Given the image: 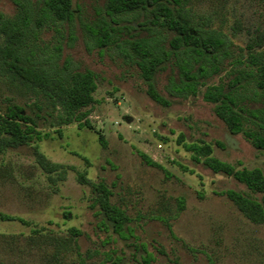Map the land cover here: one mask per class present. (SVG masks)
I'll return each instance as SVG.
<instances>
[{"label": "rangeland", "instance_id": "rangeland-1", "mask_svg": "<svg viewBox=\"0 0 264 264\" xmlns=\"http://www.w3.org/2000/svg\"><path fill=\"white\" fill-rule=\"evenodd\" d=\"M14 1L36 4L0 0L3 18L18 11ZM74 2L80 11L71 23L43 20L32 41L38 54L55 55L58 67L68 61L70 69L95 73L89 126L72 122L59 134L43 125L49 137L0 154V213L26 222L0 218V264H55L54 239L70 238L72 228L77 248L61 251L60 264H264V223L249 221L220 194L249 191L196 163L186 147L206 143L218 160L263 172L264 152L241 133L231 134L201 93L172 98L168 106L154 102L132 59L116 47L100 49L86 30L104 0ZM186 6L210 17L208 27L235 47H244L256 31L264 33V0H186ZM9 100L41 102L0 75V113ZM34 147L65 167L63 178H49L55 174L36 163ZM140 153L159 167L147 165ZM78 173L112 191L111 202L129 218L125 238L99 227L90 185L80 183Z\"/></svg>", "mask_w": 264, "mask_h": 264}, {"label": "trees", "instance_id": "trees-1", "mask_svg": "<svg viewBox=\"0 0 264 264\" xmlns=\"http://www.w3.org/2000/svg\"><path fill=\"white\" fill-rule=\"evenodd\" d=\"M17 5L12 18L0 15V75L20 92H30L41 102H7L0 113V154L49 137L43 125L59 134L62 126L72 122L89 126L85 118L96 89L93 71L70 69L68 61L60 68L52 62L55 55L38 54L32 41L35 27L43 20L71 23L80 11L79 4L74 0H36L34 8L30 1ZM209 22L208 16H196L186 6V0H104L94 24L86 30L100 49L116 47L132 59L154 102L168 106L172 98L201 93L231 134L241 133L255 149L264 152V33L256 31L244 47H235L222 33L209 28ZM216 76L218 82L209 83ZM99 140L106 145L102 135ZM186 148L196 163L202 162L214 173L221 172L243 184L248 193L228 189L220 194L249 221L264 223L262 169L237 168L218 160L206 143ZM33 154L45 173L55 174L49 177L52 181L64 177V166L48 161L36 147ZM140 156L147 165L159 167L145 154ZM77 175L80 183L90 185L91 204L100 216L99 227L125 238L129 218L111 202L112 191L101 181L94 183L82 173ZM0 218L26 223L2 213ZM70 233L68 239H54L55 264L62 262L58 257L61 251L66 252L72 245L77 248L73 237L78 231L72 228Z\"/></svg>", "mask_w": 264, "mask_h": 264}]
</instances>
